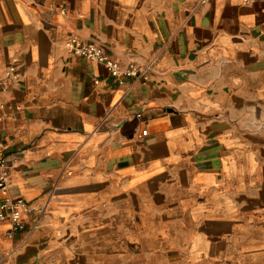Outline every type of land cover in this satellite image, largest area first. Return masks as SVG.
Instances as JSON below:
<instances>
[{"label": "crops", "instance_id": "0c3cea01", "mask_svg": "<svg viewBox=\"0 0 264 264\" xmlns=\"http://www.w3.org/2000/svg\"><path fill=\"white\" fill-rule=\"evenodd\" d=\"M13 62L8 191L45 209L0 221V264H264V0H0V78Z\"/></svg>", "mask_w": 264, "mask_h": 264}, {"label": "built area", "instance_id": "2783aa9c", "mask_svg": "<svg viewBox=\"0 0 264 264\" xmlns=\"http://www.w3.org/2000/svg\"><path fill=\"white\" fill-rule=\"evenodd\" d=\"M241 3L248 4L254 0H239ZM61 14L67 13L66 7L60 5L57 8ZM63 47L69 55L80 56L85 59L101 63L105 66L108 74L115 79L118 84H122L124 78L133 77L145 83L147 81L148 65H139L135 62H127L121 64L117 59L109 55L103 47L95 42L83 40L80 37L70 34L63 41ZM19 71L17 63L7 64L0 78V92L7 82L19 81ZM95 82H98L95 80ZM140 116L139 113L136 114ZM146 129L141 130V134L145 135ZM9 167L6 163L5 156L0 153V221H6L9 224L8 235L21 230L25 226L23 213H30L38 210L39 215L33 216L30 221V228L34 229L38 226L39 216L43 214L45 204L40 208L33 207L25 201L13 198L8 191ZM54 191L52 188L51 193Z\"/></svg>", "mask_w": 264, "mask_h": 264}]
</instances>
